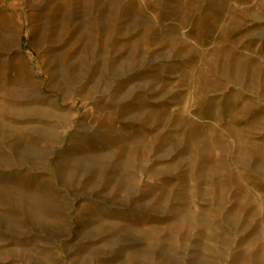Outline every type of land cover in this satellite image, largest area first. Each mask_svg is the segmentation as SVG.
Wrapping results in <instances>:
<instances>
[{
    "label": "rangeland",
    "instance_id": "obj_1",
    "mask_svg": "<svg viewBox=\"0 0 264 264\" xmlns=\"http://www.w3.org/2000/svg\"><path fill=\"white\" fill-rule=\"evenodd\" d=\"M138 252L264 264V0H0V264Z\"/></svg>",
    "mask_w": 264,
    "mask_h": 264
},
{
    "label": "crops",
    "instance_id": "obj_2",
    "mask_svg": "<svg viewBox=\"0 0 264 264\" xmlns=\"http://www.w3.org/2000/svg\"><path fill=\"white\" fill-rule=\"evenodd\" d=\"M127 255L128 254L125 253L123 256H126V257L129 256L132 259H134V261H136V262L140 261V264H148L149 257L146 255V253L143 254L142 252H138V253L129 254L128 256ZM121 258H122L121 255H115V256L110 258V261H120L119 259H121Z\"/></svg>",
    "mask_w": 264,
    "mask_h": 264
}]
</instances>
